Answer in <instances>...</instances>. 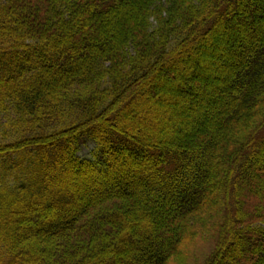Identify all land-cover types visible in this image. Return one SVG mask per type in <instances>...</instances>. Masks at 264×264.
<instances>
[{
    "label": "trees",
    "instance_id": "1",
    "mask_svg": "<svg viewBox=\"0 0 264 264\" xmlns=\"http://www.w3.org/2000/svg\"><path fill=\"white\" fill-rule=\"evenodd\" d=\"M263 130L264 0H0V264H264Z\"/></svg>",
    "mask_w": 264,
    "mask_h": 264
},
{
    "label": "rangeland",
    "instance_id": "2",
    "mask_svg": "<svg viewBox=\"0 0 264 264\" xmlns=\"http://www.w3.org/2000/svg\"><path fill=\"white\" fill-rule=\"evenodd\" d=\"M163 125V124H162ZM167 125H172L171 124V122L170 121H167ZM264 134V130H263V132L260 134V135H263ZM92 146H86V147H83L82 148V152H81V155L82 156H89L90 154H91V151H92ZM189 247V246H188ZM186 248H187V246H186ZM198 246L196 247V251H197V253H198ZM183 262H184V264L186 263V260L184 259L183 260Z\"/></svg>",
    "mask_w": 264,
    "mask_h": 264
}]
</instances>
